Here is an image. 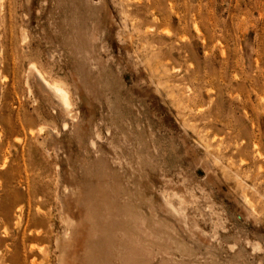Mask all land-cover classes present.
<instances>
[{
  "label": "rangeland",
  "instance_id": "374dc122",
  "mask_svg": "<svg viewBox=\"0 0 264 264\" xmlns=\"http://www.w3.org/2000/svg\"><path fill=\"white\" fill-rule=\"evenodd\" d=\"M0 264H264V0H0Z\"/></svg>",
  "mask_w": 264,
  "mask_h": 264
},
{
  "label": "bare ground",
  "instance_id": "6f19581e",
  "mask_svg": "<svg viewBox=\"0 0 264 264\" xmlns=\"http://www.w3.org/2000/svg\"><path fill=\"white\" fill-rule=\"evenodd\" d=\"M31 63H33V62H31ZM33 66H34V65H33ZM35 68H36V67H35ZM36 69H37V68H36ZM37 71H38V69H37ZM38 72H39V71H38ZM39 74H41L40 77H42V73L39 72ZM24 80H25V79H24ZM47 83H48V82H47ZM25 84H26V83H25ZM52 84H53V83H52ZM50 85H51V84H50ZM52 86H53L54 90L56 91L55 93H57V94H58V92H61L62 90H65V89H64L61 85H59V84H58V85H57V84H55V85L53 84ZM61 87H62L63 89H62ZM50 89H51V88H50ZM51 90H53V89H51ZM53 92H54V91H53ZM61 93H63V97H65L64 100H63V97H62V94H61ZM61 93H59L60 95L58 94L59 96H61L60 99L62 98V102L64 101V104H65V105L68 104V103H67L68 101H67V98H66L67 96H65L67 93L64 92V91L61 92ZM64 93H65V94H64ZM59 96H58V97H59ZM65 100H66L67 102H65Z\"/></svg>",
  "mask_w": 264,
  "mask_h": 264
}]
</instances>
